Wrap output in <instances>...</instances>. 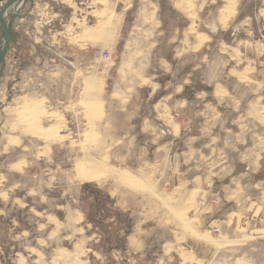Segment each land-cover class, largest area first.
<instances>
[{"label":"rangeland","instance_id":"374dc122","mask_svg":"<svg viewBox=\"0 0 264 264\" xmlns=\"http://www.w3.org/2000/svg\"><path fill=\"white\" fill-rule=\"evenodd\" d=\"M6 1L0 0V10ZM50 1L26 0L20 6L13 42L0 63V101L3 86L13 97L37 91L42 114L53 113L59 130L67 132L69 124L76 136L57 140L52 152L43 154L41 166L35 165L44 178L40 193L29 190L26 173L18 181L26 195L22 203L5 207L0 200V264H264V233L226 237L206 227L198 232L193 220L178 219L175 205L158 203L157 196L129 197L122 207L105 186L88 183L97 194L84 193L81 186L76 205L95 222L86 219L68 230L52 220L63 217L59 207L76 195L78 186L71 185L75 167L98 170L104 158L109 174L119 165L116 157L130 147V134L141 120L134 117L137 109L147 112L161 93L152 92L155 84L170 79L160 74L156 56L170 50L174 30L151 28L145 11L149 0H76L79 7H60L59 12V7L46 6ZM168 18L176 23L172 13ZM45 117L48 126L51 116ZM115 135L125 137L116 140ZM122 163L136 162L130 158ZM4 184L8 179L0 176V189ZM132 186L149 191L136 182Z\"/></svg>","mask_w":264,"mask_h":264},{"label":"crops","instance_id":"0c3cea01","mask_svg":"<svg viewBox=\"0 0 264 264\" xmlns=\"http://www.w3.org/2000/svg\"><path fill=\"white\" fill-rule=\"evenodd\" d=\"M149 1L145 11L150 14L151 28L174 30L170 50L156 56L160 74L170 79L165 85L155 84L152 92L161 93L147 112L137 109L134 117L141 120L130 134V147L116 157L119 165L111 167L108 174L101 157L98 170L75 167L71 185L78 186L76 195L59 207L63 217L51 218L65 229L78 228L87 219L76 205L81 186L94 183L105 186L122 207L129 197L134 201L157 196L158 203L174 204L178 219L193 220L198 232L206 227L226 237L262 235L264 0ZM46 6L59 7V12L60 7L79 4L76 0H51ZM169 12L177 17L174 25ZM3 88L0 176H5L8 184L2 185L0 200L7 207L26 197L18 182L26 173L32 183L29 190L40 193L44 178L35 167L41 166L43 154L49 155L57 140L75 139L76 135L69 124L67 132L60 131L57 116L53 118L50 112L45 116H51L52 122L46 126L37 91L30 93L32 96L13 97L9 88ZM101 124L96 132L99 139L103 138ZM124 137L114 136L116 140ZM28 148L30 152H26ZM26 155L33 159H24ZM130 158L136 163H122ZM124 175L130 178L127 182ZM134 182L149 191L133 187Z\"/></svg>","mask_w":264,"mask_h":264},{"label":"water","instance_id":"95a60500","mask_svg":"<svg viewBox=\"0 0 264 264\" xmlns=\"http://www.w3.org/2000/svg\"><path fill=\"white\" fill-rule=\"evenodd\" d=\"M26 0H7L0 10V28L2 31V37L0 41V63H3L6 60L9 48L12 42V33L14 28V22L17 18V12L11 15V18L6 22V14L9 7L16 3H24Z\"/></svg>","mask_w":264,"mask_h":264},{"label":"trees","instance_id":"16d2710c","mask_svg":"<svg viewBox=\"0 0 264 264\" xmlns=\"http://www.w3.org/2000/svg\"><path fill=\"white\" fill-rule=\"evenodd\" d=\"M12 42H13V33H12ZM12 42H11V44H12ZM92 191V194H97V191H95L89 184H85L84 185V193L85 192H87V191ZM99 192V191H98ZM103 196H104V198H106L107 199V203L109 204V205H111V207L114 209V203H113V201H112V199L108 196V194H105V193H103ZM101 204V203H100ZM119 215L120 216H123V215H126V214H124V213H119ZM87 219H88V221L90 222V223H94L95 221H94V219L91 217V216H88L87 217ZM129 220V224L131 223V221H130V219H128ZM130 228H132V227H130Z\"/></svg>","mask_w":264,"mask_h":264},{"label":"bare ground","instance_id":"6f19581e","mask_svg":"<svg viewBox=\"0 0 264 264\" xmlns=\"http://www.w3.org/2000/svg\"><path fill=\"white\" fill-rule=\"evenodd\" d=\"M22 5V3H20V2H16V3H14V4H12L10 7H9V9L7 10V14H6V16L7 15H13V14H15L16 12H18V10H19V8H20V6ZM6 16H5V18H6ZM86 91V90H85ZM95 91V90H94ZM86 92H88V91H86ZM86 110V109H85ZM86 174V173H85ZM100 176V175H99ZM87 178V177H86ZM130 179V178H129Z\"/></svg>","mask_w":264,"mask_h":264}]
</instances>
